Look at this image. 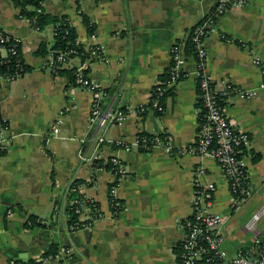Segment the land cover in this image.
<instances>
[{
    "label": "crops",
    "instance_id": "0c3cea01",
    "mask_svg": "<svg viewBox=\"0 0 264 264\" xmlns=\"http://www.w3.org/2000/svg\"><path fill=\"white\" fill-rule=\"evenodd\" d=\"M217 1L79 0L78 5V0H44L47 12L68 15L83 47L91 42L83 15L90 19L93 41L105 50L88 75L111 89V95L121 82L123 96L115 106L127 111V117L97 131L90 123L92 93L70 85L66 74L53 73L47 65L50 53H35L42 42L53 45L54 26L38 30L19 15L13 0H0V29L21 39L22 57L31 67L13 80L0 76V120L13 135L8 151L0 154V264H26L52 243L69 248L70 257L48 264H179L182 223L192 213L195 179L216 186L213 211L229 212V183L212 155H178L161 146L142 151L135 143L142 133H170L171 145L179 149L195 141L202 109L192 52L185 50L181 68L186 77L167 92L165 110L156 112L149 104L156 83L165 79L171 65L172 46L181 42L185 47L191 28ZM205 44L208 74L259 89L251 98L231 95L225 112L239 130L251 135L245 158L252 197L263 190L264 199V87L261 66L255 62L259 58L264 63V0L227 10ZM72 62L78 65L80 59ZM61 109L64 120L54 129ZM99 137L105 141L98 142ZM113 157L128 170L115 190L124 205L118 214L110 201ZM78 178L83 186L77 190L97 201L103 216L89 227L69 231L62 217V193ZM30 215L53 225L30 226ZM234 215L225 229L231 255L252 241L245 225L236 230Z\"/></svg>",
    "mask_w": 264,
    "mask_h": 264
},
{
    "label": "built area",
    "instance_id": "2783aa9c",
    "mask_svg": "<svg viewBox=\"0 0 264 264\" xmlns=\"http://www.w3.org/2000/svg\"><path fill=\"white\" fill-rule=\"evenodd\" d=\"M249 3V0H218L214 7L197 23L187 35H191L195 44L193 52L196 60V80L202 109L201 121L195 141L186 149H179L171 145L172 135L163 133L164 136L155 135L149 139L143 134L136 137V145L139 149L149 151L154 147H164L170 153L178 155L184 152L192 154H210L220 165L226 176L231 193L229 212L218 213L212 210L215 199L216 186L213 183L203 184L199 180L194 181L192 213L183 220L185 230L184 238L180 244L179 264H264V204L253 213L245 223V230L252 235V241L240 246L234 254H230L225 247L227 240L226 226L234 212L247 204L253 195V187L250 183L246 162V152L251 146V135L239 130L225 112V102L231 95H239L243 98H251L259 93V89L243 88L235 85L233 81L223 79L218 81L205 70L208 56L205 40L207 36L217 29L218 19L232 7H242ZM191 33V34H190ZM91 42L84 46V49L91 51V56L82 59L81 54L76 51H54L50 52L48 67L53 73L62 68H76L77 85L92 93V106L90 112V123L98 131L101 127L109 124H121L127 117V111L115 106V101L123 96L121 82L117 81L113 94L110 90L97 80L92 79L88 72L92 62L103 58L104 46L94 42L96 33L89 34ZM9 43V44H8ZM77 43L81 44L79 37ZM82 45V44H81ZM0 53L3 56L9 53L18 55V61L23 60L22 45L19 37L13 36L2 29L0 30ZM73 53L74 55H71ZM186 53L181 42H175L171 48V65L166 71L167 77L158 81L153 90V97L150 101V108L154 111L163 112L165 105L161 102V96L169 92L179 81L186 77L181 68ZM79 58L80 63L74 64L72 60ZM260 64L263 73L262 86L264 87V63L259 58L255 59ZM25 71L17 69L14 72L2 73L1 77L13 80ZM223 85V88L219 86ZM144 109H138L143 112ZM65 109H61L53 122L54 129L64 120ZM50 134V133H49ZM47 134V135H49ZM13 135L10 133V126L6 121L0 120V154L8 151ZM98 142H104V137H99ZM118 145H125L118 142ZM80 159H85L84 152L80 153ZM113 172L114 180L110 185L111 205L117 200L115 195L116 187L120 180L128 175V170L119 157H113L109 161ZM75 180H72L68 188L63 192L62 217L68 222L69 214L66 206L76 204V212L79 218L85 223V227L91 226L97 219L103 216L99 205L95 200L86 194L80 198H70L69 194ZM83 184L77 183L76 189L80 190ZM263 225V227H261ZM67 229L69 228L67 223ZM70 257V249L64 248L54 256H45L42 264L50 262L59 263Z\"/></svg>",
    "mask_w": 264,
    "mask_h": 264
},
{
    "label": "trees",
    "instance_id": "16d2710c",
    "mask_svg": "<svg viewBox=\"0 0 264 264\" xmlns=\"http://www.w3.org/2000/svg\"><path fill=\"white\" fill-rule=\"evenodd\" d=\"M13 2L14 5L19 9V15L30 19L33 25L38 30H43L49 25L54 26L55 40L53 45L49 48L47 43L42 42L39 48L35 51L36 54L46 55L51 51H54L55 54L57 55V51L63 50V51H76L81 54L82 59H84L87 56H91L90 50L89 51L85 50L81 44L77 43L78 33L75 26L71 23L68 15L66 14L57 15L47 12L44 7V0H13ZM78 5H79V0H78ZM83 20L86 26L88 27L89 34L93 33L95 31L94 24L91 23L90 19L86 15H83ZM185 50L187 51V53H191V52L193 53L195 50V44L192 41L191 35L186 40ZM71 55L74 54L71 53ZM17 69L26 72L30 70L31 67L25 63L24 59L18 61V55L9 53L8 55L3 56L2 53H0V71L2 73L14 72ZM89 70L90 67L85 69L84 72L85 73L89 72ZM76 73H77L76 68H71V69L62 68L55 72L56 75L66 74L69 78L70 85H77ZM164 77H167V75L166 76L164 75ZM166 95L167 92H165L164 95L161 96V102L165 103ZM142 134L148 137L149 139L155 137V135L152 134H147V133L145 134L142 133ZM159 135L164 136V134H159ZM141 150L145 151L144 148H141ZM255 158L256 156L254 157V159ZM80 182H82V180L79 178L74 181V184L72 186L74 189H72L69 194L70 198L75 199L81 197L80 192L75 188L77 186V183ZM56 203L57 204L60 203V200L57 199ZM95 204L99 205L97 201H95ZM76 207H77L76 204H72L66 206L65 208V210L69 214V219L67 223L72 231L85 227L84 226L85 223L80 220L79 214L76 212ZM123 208H124L123 202L119 199H117L114 202V204H112V210L115 214H118ZM29 222H30V226L41 225L44 227L45 226L51 227L53 225V222L47 223L48 222L47 219L45 220L38 219L37 215H30ZM29 222H27L26 225L27 224L29 225ZM60 250H61V246H59L57 243H52L45 253H43L38 258L31 259L26 264H42L43 262L41 258L45 256H54L58 254Z\"/></svg>",
    "mask_w": 264,
    "mask_h": 264
},
{
    "label": "rangeland",
    "instance_id": "374dc122",
    "mask_svg": "<svg viewBox=\"0 0 264 264\" xmlns=\"http://www.w3.org/2000/svg\"><path fill=\"white\" fill-rule=\"evenodd\" d=\"M261 192H257L254 195V197H252V199H250L248 204H244L239 210H237L235 212V215H234L232 221L237 222L236 223L237 224L236 230L238 232L245 225V223L250 219V217L252 216V213L255 210H257L263 204L264 199L263 198L260 199V193Z\"/></svg>",
    "mask_w": 264,
    "mask_h": 264
},
{
    "label": "water",
    "instance_id": "95a60500",
    "mask_svg": "<svg viewBox=\"0 0 264 264\" xmlns=\"http://www.w3.org/2000/svg\"><path fill=\"white\" fill-rule=\"evenodd\" d=\"M21 258H25L24 256H20Z\"/></svg>",
    "mask_w": 264,
    "mask_h": 264
}]
</instances>
